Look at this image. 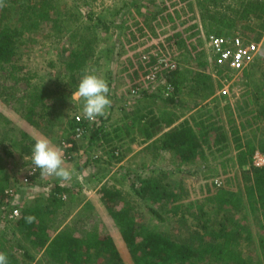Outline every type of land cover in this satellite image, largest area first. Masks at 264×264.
<instances>
[{
	"label": "rangeland",
	"instance_id": "obj_1",
	"mask_svg": "<svg viewBox=\"0 0 264 264\" xmlns=\"http://www.w3.org/2000/svg\"><path fill=\"white\" fill-rule=\"evenodd\" d=\"M197 1L55 0L56 8L51 11L50 16L65 18L67 26L60 30L59 26L63 22L60 20L57 26L56 22L51 19L43 21L35 30L25 31L22 36L24 42L17 46L19 54L16 62L12 63L14 68L7 65L4 68L0 67V93L12 94L8 103L0 97V154L3 169L11 174L14 169L24 168L26 170V167L31 165V156L24 153L19 143L15 142V139H19L20 136L18 130L25 131L33 139L47 137L53 145L60 149L55 137L66 126L68 117L78 113L83 114V102L73 99L74 91L70 93V90L66 103L57 101L54 116L56 118L55 127L53 128L54 132L57 130L55 133L48 134L46 130L35 127L17 110L21 107V103L17 100L29 101L25 96H28L32 89L35 90L36 86L41 87L45 83H50L52 89H55L56 83L61 82V79L68 81L66 60H68L69 52L76 47L95 49L94 58L88 64V70L89 73L105 79L108 84L111 83L109 97L112 101V110H110V120L104 125L101 138L91 140L90 133H85L80 137L79 147L72 153V158L64 159L69 163L68 167L73 165L77 169L88 162L92 167H103V164L107 162L94 158L95 153L102 146L110 155L112 154L110 148H115V151L120 150L125 155V152L133 150L131 144L137 143L138 147H142V144L147 141L144 140L137 127L142 124L140 122L142 116L147 115L149 111L155 115L168 113L173 118H177L175 124H178L184 118H193L201 114L206 117L207 108L213 106L219 112V122L226 124L229 128L228 112L230 109L225 108V99L218 93V81L221 77L209 60L206 45L208 34L203 29L200 19L201 8ZM232 2L234 0H225L226 4ZM11 3H13L12 0H3V7H8L10 12L4 24L15 28L18 25V18L21 17L19 15L23 10V5L18 2L13 8L14 4ZM121 8L123 10L117 15ZM3 11L0 7V17ZM116 15L124 19L122 25H112L108 28L102 23L117 19ZM259 23V20L253 18L249 22L238 23L229 32H240L244 37L254 40L257 33L261 34L257 40L261 47L260 58L249 68L252 92L264 83V29L259 27ZM192 24L196 25L197 31L196 35L189 39ZM90 25L95 26L90 27ZM248 26L253 29H247ZM144 55H147V60L143 58ZM160 57L166 61H175L184 70L187 78L180 90L175 89L169 92L166 85H163L165 80L160 75L159 86H154V82L148 78V74L158 65ZM164 68L163 64L159 65L161 69L159 74L165 72ZM28 75L31 76V84L24 79ZM81 78H78L79 81ZM4 87L6 89H3ZM134 88L139 89L138 96L132 95ZM241 93L229 99L232 107H235L233 116L237 120L243 141L253 137L251 130H255V139L258 143L264 135V122L259 124L246 121L249 113L245 114L241 106L247 108L250 106L244 101L245 99L241 100ZM58 94L59 92H55L54 97ZM260 94H264V86H261ZM213 95L214 99L211 97ZM53 100L51 98L47 101L52 105ZM145 120L147 122L150 118ZM199 126L200 124L197 125L198 129ZM47 130L52 129L47 128ZM231 140L230 138L224 150L214 149L213 152L206 144L207 161L183 166V170L180 167L182 165L174 163L175 155L168 150L157 157L159 160L156 159V161L150 160L149 156L147 160H145L146 156H142L141 160L137 158V160L129 161L128 159L129 164L126 170L124 166L120 168L119 162L113 165V169H106L111 170L106 182L111 184L112 177L121 179V182H116V187L134 205L141 221L177 240L191 238L196 235V232L204 235L205 240H209V234L219 229V223L223 219L226 227L240 229L238 246L248 263L264 264V248L260 243L264 238V229L261 227L259 211L253 210L248 205L240 211H234L228 208V205L219 206L208 199L218 188L214 182L215 177L222 180L221 186L237 192L242 191L246 183L244 170L248 169L250 164L244 167L238 165L237 149ZM149 149L161 152L156 149L154 142L143 150L144 153L148 154ZM257 150L260 149L256 148ZM7 151H12L13 155L7 154ZM223 161L227 166L223 167ZM135 175L145 178L157 177L162 183L158 197L153 196L157 193L154 192L142 199L132 187ZM103 177L105 178V175L101 179L97 177L94 181L97 185L95 191L101 188L98 182L102 181ZM53 178H46V182L41 183L43 187L53 181ZM97 191V196H93L92 205L88 206V211L82 218L68 224L60 231L58 229L63 227V214L45 216V225L41 230V234L44 235L42 238L35 234L28 236L27 231L21 230L17 225L26 207H22L21 216L15 220L0 217V245L8 247L9 243H13V251L23 259L25 264H74L57 262L47 250L50 240L59 232L69 231L76 235H84L89 231L97 230L101 234L109 232L117 235L118 227L99 198L100 191ZM34 202L45 203L41 198ZM31 204L32 202H29L27 207L33 206ZM153 210L159 212L164 219L159 220ZM73 219L74 217L72 221ZM56 231L59 232L54 234ZM43 238L45 242L41 245ZM119 246L127 263L131 264L128 252L120 244ZM28 256L31 258L29 259ZM84 257L86 255L82 257V263L90 264V262H85ZM103 261L106 264L107 257L103 258ZM200 264L210 263L205 259Z\"/></svg>",
	"mask_w": 264,
	"mask_h": 264
},
{
	"label": "trees",
	"instance_id": "obj_2",
	"mask_svg": "<svg viewBox=\"0 0 264 264\" xmlns=\"http://www.w3.org/2000/svg\"><path fill=\"white\" fill-rule=\"evenodd\" d=\"M12 1L13 3L11 4H14L13 8L20 2L23 5V10L19 15L21 17L18 18V25L13 28L4 24V20L10 16V12L8 7H2L4 11L0 17L1 68L6 67V65L10 68L13 67L12 63L16 62L19 54L17 46L21 42H24L22 41V36H24L25 31L35 30L43 21L51 19L56 22L55 25L57 26L60 20L63 22L59 26L60 30L67 26L65 18L50 16L51 11L56 8L55 0ZM197 3L201 8L200 19L203 29L208 34L207 37L211 34L228 35L230 34V30L238 23L249 22L253 18L259 20V27L264 29V0H234V2L228 4L225 3V0H198ZM122 10V8L119 9L117 15ZM97 22L101 23L100 20H97ZM102 23L110 28L112 25H122L124 19L117 17V19ZM93 26L95 25H90V27ZM247 29H253V27L248 26ZM196 31V25L192 24L189 39L196 35ZM260 35V33H257L255 41L259 40ZM182 40L186 41V39ZM85 45H87V42H85ZM94 50L93 47H85V49L84 47L73 48L68 54V60H66L68 81L61 79V82L56 83L55 89H52L50 83H45L41 87L36 86L35 90L32 89L28 93V96H25L29 101L17 100L21 103V107L17 108V110L22 113L29 123L39 129L46 130L48 134L54 132L53 128L55 127L56 120L54 116L57 110V101L66 103V97L70 96L68 91L70 90V93L75 91L79 84L78 78L83 77L86 72L89 73L88 64L94 58ZM215 68L217 74L221 77L218 81V88L222 89L224 86L223 80L227 78V71L222 67ZM249 70L246 69L243 72L245 81L241 84L243 88L241 100L245 99L244 101L250 107L241 106V108L243 112H246L245 114L249 113L247 122L251 123L253 121L260 124L264 122V94H260V88L264 86V83L257 86V90L252 92ZM159 75L165 82L171 83L174 86V90H180L187 78L184 70L180 67ZM24 79L31 84V76L28 75ZM110 86L111 83H109ZM3 89L6 88L4 87ZM38 90L40 91L37 92ZM55 92H59V94L54 97ZM0 97L8 103L10 97L12 98V94L5 95L0 93ZM211 97L213 98L214 95ZM222 97L226 102L225 108L230 109L228 112L229 128L226 127V124L219 122V112L213 106L207 108L208 115L206 117L201 114L198 115L199 117L184 118L178 124H175L177 118H173L168 113L165 115H155L149 111L150 114L142 116L140 119L142 124L137 128L145 141L154 138L153 142L156 149L173 152L175 155L174 163L177 165H190L199 161L206 162L208 159L205 149L206 144L211 148V152L214 149L224 150L231 138L237 149L238 165L244 167L250 164L248 169H243L246 183L243 190L239 192L230 190L224 186H216L218 187L217 190L208 199L219 206L228 205V208L234 211H240L243 207H247V205L253 210L257 209L261 216V227L264 229V165L255 166L251 162L256 148H259L264 153V135L257 143L255 139L256 132L255 130H251L254 136L243 141V136L240 135V129L236 122L237 120L233 116L235 107H232L228 96L222 95ZM51 98L54 99L52 105L47 101ZM110 110H112V107L107 110L105 116L98 117L94 122L77 121L75 116L79 113L68 117L66 126L55 137L56 142L62 146V141L67 140L73 144L70 148L71 150L78 149L79 143L73 138L77 127L85 128V131L90 133L91 140L98 137L101 138L104 125L110 120ZM147 118H150V120L146 122L145 119ZM198 124H200L199 129L197 128ZM26 127L30 128L27 125ZM47 128L52 130H47ZM18 133H20V136L19 139H15V142L19 143V147L24 153L31 156L35 139L21 129L18 130ZM109 150L113 153L112 158H115V148H110ZM7 154L13 155L12 151H7ZM122 156H124V153H121ZM222 165L223 167L227 166V164L225 165V161L222 162ZM109 166H112L111 163L108 164L107 168ZM37 176L41 178L40 170L32 178H36ZM14 179L16 184H18L16 189L17 194L27 185L21 183L17 175L13 178V175L3 169L2 156L0 154V207L3 206L6 197H8L6 190L14 184ZM133 179L132 187L142 199H145L150 193L154 194V192L157 193L153 196L158 197L159 188L162 186V183L157 177L145 178L135 175ZM115 180L120 181L116 178ZM154 182L155 185H153ZM68 189L69 187L56 182L52 190L53 194L45 203L48 202L51 206H55V210H57L63 206L65 200L62 198V194L68 191ZM100 198L118 227L117 235L109 232L101 234L97 230L89 231L84 235L61 231L50 240L47 248L50 256L57 262L85 264L82 263L81 259L86 255L84 257L86 259L85 262H90V264H105L103 258L105 259L106 257V264H129L121 253L120 244L128 252L131 264H200L205 259L210 264H249L243 251L238 246L240 229L226 227L227 225L223 219L219 223V229L209 234V240H205L204 235H201L199 232H196L195 236L186 240H177L171 235L153 229L141 221L134 205L126 199V196L123 195L116 185H105L102 187ZM45 203L26 207L22 213V217L18 219L17 225L21 230L27 231L26 234L28 236L32 234H35L37 237L40 236V238L44 236L41 234V230L45 225V216L55 211L46 210ZM153 212L159 220L164 219L159 212L155 210ZM28 216H34L36 218L35 221L28 223L25 219ZM44 242L45 238L41 239V245ZM260 243L264 248V238L261 239ZM13 247V243H9L8 247L0 245V253L7 255L9 264H25L23 259L13 251ZM28 258L30 259L31 257L28 256ZM100 258H102V261H100Z\"/></svg>",
	"mask_w": 264,
	"mask_h": 264
},
{
	"label": "built area",
	"instance_id": "obj_3",
	"mask_svg": "<svg viewBox=\"0 0 264 264\" xmlns=\"http://www.w3.org/2000/svg\"><path fill=\"white\" fill-rule=\"evenodd\" d=\"M207 51L209 54V60L215 67H222L226 69V76L224 81V86L222 89H219L218 93L220 95H226L228 98H234L239 92H243L242 82L245 81L244 78V70H248L250 66L258 59L261 55V47L260 43L255 41L254 39H249L244 37L240 32L230 33L228 35H216L211 34L207 41ZM143 58L145 60L148 59L147 55H144ZM163 64L165 66V72L174 70L179 68L175 61H166L162 57L158 58V65H156L153 70L148 74V78L154 82V86L160 84L159 73L161 69H159V65ZM166 89L171 92L174 90V86L171 83L165 82ZM139 92L138 88H134L132 90V95H137ZM77 121H89L87 120L83 114H78L75 116ZM97 120V119H96ZM95 120V121H96ZM94 122V121H89ZM85 133V128L77 127L75 129V134L73 138L79 143L80 137H82ZM62 146L60 149L62 150L63 157L65 160H69L72 158V153L75 150H71L70 148L73 146L72 142L67 140L62 141ZM113 154V153H112ZM112 154L110 155L107 151H105L102 147H99L97 153H95L94 158L96 160H101L102 162H109L112 165H116L119 163L118 161L121 158V151L116 150L114 152L115 158H112ZM252 164L255 166L264 165V153L260 150H255L252 156ZM39 172V169L35 168L32 165L24 168H17L13 170V178L15 175L18 176L20 182L24 185H36L38 183L46 182V178H32V176L36 175ZM14 184L6 190L7 196L3 206L0 207V217L6 220H15L22 213V207L20 205H16L13 203V199L16 196V189L18 184H16L15 179L13 180ZM215 184L221 186L222 180L218 177L214 178ZM52 186V185H50ZM68 194L64 192L62 194V198L66 199Z\"/></svg>",
	"mask_w": 264,
	"mask_h": 264
},
{
	"label": "crops",
	"instance_id": "obj_4",
	"mask_svg": "<svg viewBox=\"0 0 264 264\" xmlns=\"http://www.w3.org/2000/svg\"><path fill=\"white\" fill-rule=\"evenodd\" d=\"M153 139H150L147 142L143 143L142 147H138L137 143H134V144L130 143L131 145H133V150L129 151L128 153L125 152L126 154L120 158V160L118 161L121 164L120 168L124 166V169L126 170L129 164L128 159L129 161H132V159L137 160V158H139L138 160H141L142 156H146L145 160H147V157L149 156L150 160L156 161V159H158L157 157H160L161 154L167 150H161V152H154V150L149 149L148 154L144 153L143 150H146V148H148V146H150L153 143ZM64 163H65V167L72 170L74 173L72 181L70 183L64 184V186L69 187L68 191H66V193L68 194V197L64 199L65 201L63 203V206H61L57 210H55L56 209L55 206H51L48 202L45 203L46 210L48 209L55 210L51 214H56V215L63 214L64 215V216L62 215L63 227H60L58 229L59 231L62 230V228H64L68 224H71L74 221H79V219L82 218V216L88 211L87 209L88 206L92 205L91 200L93 196L94 195L97 196L96 195V192L98 193L97 190L101 191V188L104 187L105 185L115 186L117 185L116 182L118 183L122 181L121 179H119L120 181H116L115 180L116 177L114 178L112 177L111 179H113V181L111 184L106 182V178L111 171V170L110 171L106 170L108 169L107 167H108L109 162H107L106 164H103V167H100V168L92 167L91 164H89L88 162V163H85V166L81 168H77V169L73 167V165L71 167H68L69 163L66 162L65 160H64ZM183 166L187 167L188 165L180 166L182 168L181 170H183ZM112 167L113 165L109 166V169H113ZM104 175H105V178L103 177L102 181L98 182L101 188H98L95 191V187H97V185L94 183V181L96 180L97 177L101 179V177ZM56 182L58 183L59 181L56 178H53V181H51L49 184H46V187H43L41 183H38L36 185H28L25 188L23 187L24 189L21 188L22 190L18 192L16 196L14 197L13 203L16 205L18 204L24 208V207H27L29 202L30 203L32 202L31 205L37 204L36 202L33 203V201H36L37 199H40V198L43 199L45 202L53 194L52 190ZM73 217L74 219L72 221ZM59 231H56L54 234H56Z\"/></svg>",
	"mask_w": 264,
	"mask_h": 264
},
{
	"label": "clouds",
	"instance_id": "obj_5",
	"mask_svg": "<svg viewBox=\"0 0 264 264\" xmlns=\"http://www.w3.org/2000/svg\"><path fill=\"white\" fill-rule=\"evenodd\" d=\"M3 6V0H0V7ZM109 93L110 87L105 79L86 72L80 79L72 98L82 101L84 117L89 121H95L98 117L105 116L111 107ZM31 162L40 170L41 178L54 177L61 185L70 183L73 179V171L65 167L62 150L53 145L47 137L35 139ZM25 219L28 223H32L36 218L28 216ZM0 264H9L5 253H0Z\"/></svg>",
	"mask_w": 264,
	"mask_h": 264
}]
</instances>
